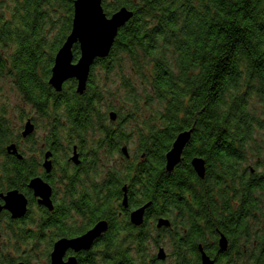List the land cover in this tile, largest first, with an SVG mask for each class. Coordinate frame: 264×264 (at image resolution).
Masks as SVG:
<instances>
[{"label": "trees", "instance_id": "trees-1", "mask_svg": "<svg viewBox=\"0 0 264 264\" xmlns=\"http://www.w3.org/2000/svg\"><path fill=\"white\" fill-rule=\"evenodd\" d=\"M3 1L0 77H10L26 106L46 120V143L64 153L75 145L83 158L74 172H60L68 183V197L57 202L54 212L43 213L35 223L37 233L24 228L30 214L20 222L8 218L10 226L18 224L21 243H30L32 250L46 233L53 239L76 237L106 220L103 239L92 250L75 254L78 263L140 264L144 258L130 255L126 220L114 214L124 186L129 185L128 196L134 197L128 198L130 208L151 203V214L167 218L176 210L191 213L184 221L188 232L179 243L195 251L221 227L225 211L263 198L264 172L258 173L260 163L252 164L248 156L257 130L264 128L249 109L250 97L264 105V0H102L108 17L122 8L133 17L119 30L109 55L91 67L82 95L76 93L75 80L66 82L60 93L48 84L55 55L71 32L75 0H0V5ZM79 56L75 45L74 62ZM125 58L140 79L142 93L123 80L128 92L121 102L124 109L103 110L104 90L96 88L94 70L111 72ZM155 102L160 110L144 115L137 145L124 122L135 121L142 106L145 111ZM184 132H190V140L181 162L167 172L166 154ZM22 139L33 140L32 135L12 140L0 117V194L18 190L29 196L28 184L40 172L35 159L25 157ZM130 141L137 145L134 157L124 159L123 169L106 171L103 159L124 156L121 146ZM11 145L18 146L22 159L7 153ZM193 158L205 161L203 179L192 169ZM1 216L7 217L4 212ZM75 217L83 221L78 228ZM208 219L212 226H199ZM22 259L30 264V258Z\"/></svg>", "mask_w": 264, "mask_h": 264}, {"label": "flooded vegetation", "instance_id": "flooded-vegetation-1", "mask_svg": "<svg viewBox=\"0 0 264 264\" xmlns=\"http://www.w3.org/2000/svg\"><path fill=\"white\" fill-rule=\"evenodd\" d=\"M36 116V111L30 107V114L28 118L25 119V123L30 121L34 127V131L31 135L36 132L38 127L37 122L35 121ZM23 140L25 139H22L20 142H24ZM17 147L18 146H16V148ZM65 148H67V146ZM74 150L78 156L79 164H81L83 159L82 154L75 145L70 153H64L62 149L54 148L53 144H48L44 141L34 154L35 163L40 169L36 178H40L51 189L50 198L53 206L51 211L39 204L38 197H35L33 191L28 188L30 195L27 197L24 195L28 200V212L25 217L18 220H12L7 211H2L1 213H6L7 218L13 222H20V220L24 221L25 218L28 217V214L31 213V209H35L36 219H42L41 216L47 211L49 213L54 212L57 202H62L64 198L68 197V183L66 180L62 179L63 174L60 172L62 169L66 170V168H69L71 172H74V168L79 166L75 165L71 160L74 155ZM61 154L62 157H60ZM46 156L48 158H46ZM45 162L50 163L51 169L49 173L45 172ZM56 171L59 173L58 177L56 176ZM67 174L68 173L64 176H67ZM123 188L126 189L127 207H124L121 202L120 209L115 211L114 214H117L119 220H126L125 223L128 227L127 229L131 235L130 241H132L129 243V245L132 244L130 247V255L132 257L139 256L138 258L140 259L144 258V261L140 260V264H167L168 261H171L170 264H202V254H204L212 264H264V210L262 209L263 205L260 198H254L252 202L241 209L237 208L236 210L234 208L232 211H225L223 213L224 218L221 221V227L215 228L214 235H207L205 237V243L199 244L197 251H195L194 247H183L179 243L181 242L182 233L188 232L187 227L185 228L184 221L185 217H189L191 213L176 210L172 212V217H157L148 211L150 205L145 210L142 224L135 226L130 221V215L133 211L141 208L143 205L130 208L128 198H131L133 195H129L130 197L128 196L129 185H126ZM123 188L122 200L124 198ZM186 199L188 202H191V198ZM1 204H3L2 201ZM234 207H238V205H234ZM159 220L167 221L168 225H159ZM104 221L107 222L106 220ZM107 224L109 225V222H107ZM208 225L212 226L211 219L199 222V226L204 229L205 227L208 228ZM105 233L94 242L91 250L96 244H98V242H100V240L103 239ZM46 234L48 235L49 233ZM167 235L170 236V243L163 244L162 239ZM50 237L51 242L48 247L51 251L48 249L50 253L46 257L44 264H50V254L56 241L62 238H76L65 236L53 239V235ZM142 239H146L147 244H139L138 242ZM221 239L224 240L223 246H220ZM141 246L147 247L146 251H143L144 253L140 252L142 249ZM160 252H162L163 258L159 257ZM72 256L76 257L78 262V255L76 256L71 251L66 254L65 260ZM132 259L134 261L137 260L135 258ZM20 262L26 264L23 259L19 260L18 263Z\"/></svg>", "mask_w": 264, "mask_h": 264}, {"label": "water", "instance_id": "water-1", "mask_svg": "<svg viewBox=\"0 0 264 264\" xmlns=\"http://www.w3.org/2000/svg\"><path fill=\"white\" fill-rule=\"evenodd\" d=\"M133 17V13L126 8H122L116 13L108 17L104 13L102 0H75L72 28L69 36L66 38L62 47L55 55L54 65L51 69V77L48 84L57 93L62 91L64 84L68 81H76V93L82 95L86 90L89 80L91 67L98 59L106 58L114 44L115 38L119 30L124 27ZM78 45L80 56L74 62L73 47ZM110 120L115 121L116 115L110 114ZM34 131V127L30 121H27L22 137L30 136ZM190 140V132L179 134L171 150L166 154L165 170L172 172L174 168L181 162V155L184 148ZM7 153L22 159L17 153L15 145H11L6 149ZM122 154L127 157L128 151L124 147L121 149ZM46 158H48L46 156ZM71 160L75 165H79L78 156L74 150ZM191 166L198 178L203 179L206 173L205 161L200 158H193ZM46 173L50 172V163H44ZM28 188L33 191L34 196L38 197V202L46 207L49 211L53 209L51 202V189L40 178L32 179ZM122 204L127 207L126 189ZM1 201L3 204H1ZM150 203L133 211L130 215V221L133 225L142 224L145 210ZM7 211L12 220H18L25 217L28 212V200L18 190L7 192L5 195L0 194V213ZM159 225H168L165 220H159ZM108 229L105 221L98 222L92 229L85 234L73 238H62L53 245L50 254V264H78L76 257H70L65 260L66 254L71 251L74 254L90 251L94 242L104 234ZM224 245V240H220V246ZM163 258L162 252L159 255ZM202 264H212V262L202 254ZM17 264H24L23 262Z\"/></svg>", "mask_w": 264, "mask_h": 264}, {"label": "rangeland", "instance_id": "rangeland-1", "mask_svg": "<svg viewBox=\"0 0 264 264\" xmlns=\"http://www.w3.org/2000/svg\"><path fill=\"white\" fill-rule=\"evenodd\" d=\"M4 4L5 2L3 1L0 8H2ZM9 9L10 7H6L5 9L7 17L10 16L8 11ZM52 38H54V34L52 35ZM3 54L4 48L0 46V56L2 57ZM123 80H127L130 84H133L137 93L141 95L142 92L139 83L140 79L134 73L131 62L128 58L122 59V61L111 72L105 73L100 67L94 70V84L97 89L104 90V95H102V98H104L103 110H105L107 106H110L115 110L122 112L124 105L126 104L121 102L126 99L125 95L128 94L127 89L122 87ZM159 106H161L160 103L155 102L152 108L148 110L144 109L145 111L142 110V106L140 110L141 116H137L136 120L131 121L129 124L124 122L125 132L126 134H131L134 142H137L139 139L140 129L138 125L142 126L144 122V115L153 111H159ZM249 109L252 110L254 116L256 115L258 119L263 122L264 126V105L258 97H250ZM1 111H3L4 114L0 113V117L4 116L12 140L19 136L21 137L20 134L26 121L23 118H28L27 116L30 114V108L22 101L21 96L16 92V89L12 84V80L8 76L0 77V112ZM35 121L37 122L38 127L36 132L32 135L33 140L31 142L24 141L20 144L26 158H35V152L39 149L42 143H44L48 134L46 120L36 116ZM134 142L130 141L127 142L126 145L121 146L122 148L125 147L127 149V157L115 155L111 159H103V161H105L104 165H107L105 167L106 171L110 169L118 170L124 168V159L129 160L131 156L134 157V153L138 145V142L137 145ZM60 157H62V154ZM248 160H251L252 164L255 162L257 164V162H259L260 167L258 173L264 172V128L257 130L255 141L252 144V150L248 156ZM2 164L3 160L0 158V169ZM246 166L249 167L248 165ZM105 169L103 170L102 168H99L98 172L103 174ZM58 175L59 173L56 172L57 177ZM261 200L263 205L262 209L264 210V196ZM75 218L77 220L76 227L78 228L82 225L83 221L78 217ZM38 221L39 219H36L35 209H31L29 220H27L24 228L32 231L33 233H37L38 228L35 223ZM10 224L11 223H9L7 217L0 215V262L2 264H10L12 261L14 264H17L22 258H30V264H44L46 254L49 249L48 245L51 242V233L43 236L41 238L42 241H39L38 245L33 247L31 250L32 246H29L30 243L27 245L21 243L24 242V240H21L18 234V224L11 226ZM162 240L163 244L170 243V236L167 235ZM170 262L171 261H168L167 264H170Z\"/></svg>", "mask_w": 264, "mask_h": 264}]
</instances>
